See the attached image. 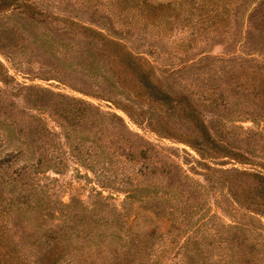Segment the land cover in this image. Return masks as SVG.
Here are the masks:
<instances>
[{
  "label": "trees",
  "instance_id": "1",
  "mask_svg": "<svg viewBox=\"0 0 264 264\" xmlns=\"http://www.w3.org/2000/svg\"><path fill=\"white\" fill-rule=\"evenodd\" d=\"M35 5L32 0H0V15L15 11L25 13L29 22H47L37 18ZM252 5L244 19L243 59L203 56L184 66L192 71L191 89L162 83L151 66L139 63L141 58L111 47L108 36L92 29L82 37L104 65L82 66L81 75L104 79L67 85L110 102L136 125L193 148L204 179L224 186L231 202L256 216L258 226L246 220L191 222L192 211L181 208L187 199L181 192L161 197L142 192L136 180L127 178L119 181L130 188L118 203L97 191L87 201H64L47 171L59 173L64 160L79 155L85 168L99 162L98 170L106 171L119 156L132 160L134 141L141 138L114 112L47 88L17 86L8 96L0 95V264H264V174L205 162L226 157L252 164L249 148L235 132L245 133L235 122L250 115L264 121V0ZM228 7L196 4V23L212 36L226 32ZM195 8L187 6L188 16ZM59 21L83 29L69 18ZM2 34L0 26V47ZM222 61L224 66L209 70ZM0 83L8 84L1 62ZM28 110L55 115L59 132ZM112 177H104L106 183ZM159 219L167 220L164 231L157 230Z\"/></svg>",
  "mask_w": 264,
  "mask_h": 264
},
{
  "label": "rangeland",
  "instance_id": "2",
  "mask_svg": "<svg viewBox=\"0 0 264 264\" xmlns=\"http://www.w3.org/2000/svg\"><path fill=\"white\" fill-rule=\"evenodd\" d=\"M32 1L39 10L37 18H44L47 22H29L25 13L18 14L15 11L0 15L4 36L0 62L8 77L7 85L0 83V87L5 89L0 95L8 96V92H13L17 86L42 87L67 94L90 102L103 111L120 115L127 128L141 138L134 141L135 154L132 160L119 156L117 162L107 165L106 171L105 168L98 170L101 166L99 162L93 163L91 169L85 168L81 155L79 159L71 157L64 160L65 164L59 173L47 171L46 175L54 179L51 182L53 188L64 201L69 197L87 201L97 191L111 196L112 202L118 203L123 197L122 191L130 188H124L119 181L127 178L132 182L136 180L142 192L151 191L161 197L181 192L183 200L187 198L181 208L192 211L191 222L210 220L214 224L246 220L258 226L256 216L251 218L243 208L231 202L224 186L209 184L204 179L203 165L195 161L200 158L193 148L177 138L136 125L110 102L83 94L67 84L104 79L101 74L84 78L80 70L82 66L104 65L101 56L94 53V49H89L87 39L82 37V34L95 30L114 42L111 47L119 46L122 51L141 58L139 63L151 66L153 74L162 83L172 88L191 89L192 71L183 70L184 66L195 64L203 56L243 59L244 19L247 9L260 0ZM192 3L194 8L200 3H204L206 8L210 3L228 5L229 26L223 28L226 32L222 30L212 36L201 22L196 23L197 7L189 16L187 13V6ZM64 17L82 25L83 29L61 23L59 19ZM225 63L211 64L209 70L224 66ZM55 69L60 71L54 73ZM52 74L57 77H52ZM28 114L40 115L46 126L59 132L57 124L60 119L55 115L36 110H28ZM235 124L245 129L244 134H240L237 129L235 132L242 140L241 145L249 148L252 164L226 157L207 159L205 162L213 168L255 170L264 174V121L250 115ZM56 139L62 140L59 136ZM138 150L145 151L144 157L137 155ZM19 162L16 160L15 164ZM112 175L114 177L109 179L111 182L106 183L104 177ZM260 221L264 224L263 219ZM166 224V219H159L155 225L157 230L164 231Z\"/></svg>",
  "mask_w": 264,
  "mask_h": 264
}]
</instances>
